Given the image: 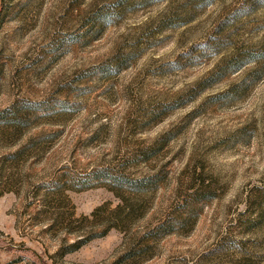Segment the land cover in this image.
<instances>
[{
	"label": "rangeland",
	"instance_id": "rangeland-1",
	"mask_svg": "<svg viewBox=\"0 0 264 264\" xmlns=\"http://www.w3.org/2000/svg\"><path fill=\"white\" fill-rule=\"evenodd\" d=\"M0 264H264V0H0Z\"/></svg>",
	"mask_w": 264,
	"mask_h": 264
}]
</instances>
